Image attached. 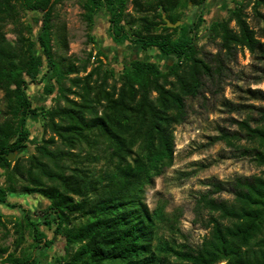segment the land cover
<instances>
[{
	"label": "trees",
	"instance_id": "1",
	"mask_svg": "<svg viewBox=\"0 0 264 264\" xmlns=\"http://www.w3.org/2000/svg\"><path fill=\"white\" fill-rule=\"evenodd\" d=\"M64 1L70 0H0V169L5 179L0 205L14 209L8 197L18 193L48 202L43 219L26 209L23 220L0 214V229L9 234L10 224L16 235L12 252L0 248V259L7 254L2 264H37V250L62 241L55 264H264V110L256 119L249 115L237 122L236 133L223 131L218 138L262 171L227 186L213 184L201 195L196 213L209 215V235L201 245H176L159 237L160 225L174 224L176 216L170 218L165 206L151 212L143 201L147 186L173 165L175 131L186 122L187 100L202 95L206 81L220 84L224 57L247 50L264 60V41L247 21L249 3L237 2L226 18L209 25L219 48L209 61L197 39L210 0H84L91 29L105 11L115 43L174 59L163 70L148 57L133 58L117 74L101 58L88 70L92 52L80 65L73 60L65 65L57 57L54 41L66 42L57 34L54 12ZM249 1L260 14L264 0ZM191 7L200 13L190 24L183 17ZM30 12L41 19L24 20ZM164 17L183 23L168 28ZM45 78L43 94L52 97V104L35 106L30 86ZM34 116L40 118L43 137L33 155L12 163L8 155L31 139ZM222 191H229L232 200L215 197ZM42 225L53 230L51 240ZM26 233L32 243L21 251Z\"/></svg>",
	"mask_w": 264,
	"mask_h": 264
},
{
	"label": "rangeland",
	"instance_id": "2",
	"mask_svg": "<svg viewBox=\"0 0 264 264\" xmlns=\"http://www.w3.org/2000/svg\"><path fill=\"white\" fill-rule=\"evenodd\" d=\"M237 2L245 5L249 3L245 10L247 21L264 41L262 38L264 37V6L259 9L260 14H256L253 10V1L210 0L203 11L205 21L199 29L197 39L201 56L209 61H213L219 48L217 42L209 36L207 28L212 22L226 18L228 10ZM83 3L84 0L64 1L57 5L54 12L57 34L61 33L66 42L64 45L59 40H55L54 50L65 65L70 60L75 61L76 65L83 64L90 52L93 56L88 70L95 64L97 58H101L106 67L114 69L117 74L121 72L123 65L133 58L148 57L163 70H167L174 63L173 58L165 57L157 50L143 51L128 42L122 45L115 43L110 36L111 24L105 11L95 17V24L91 29L84 16ZM132 9L130 4L128 12L132 13ZM199 13V9L191 7L184 12L183 21L191 24ZM41 16L30 12L24 16V20L34 24ZM231 26L233 27L234 23ZM8 37L11 40L16 39L10 30ZM99 50L103 52L101 57L98 56ZM221 67L222 75L219 76L221 80L218 86L206 81L203 94L187 100L186 122L178 126L175 131L176 152L173 165L162 176L155 178L145 191L143 201L151 212L158 206H165V213L170 218L176 216L174 224H161L158 231L159 237L168 240L171 244L197 247L204 238L208 237L209 229L205 227L208 212L204 211L200 217L196 213L195 206L201 195L212 190L213 184L224 183L227 186L237 177H251L262 171L254 165L249 156L246 157L227 147L218 138L223 131L236 133L237 122L249 115L256 119L264 110V60H258L244 50L236 53L231 59L224 57ZM47 81L48 79L45 78L41 83L30 86L29 95L35 106L52 104V97L43 94ZM3 108L0 92V110ZM29 127L32 132L31 139L26 148L14 154L12 163L18 158L25 160L33 155L35 147L43 137L42 124L38 116L31 118ZM49 136L50 134H47L46 138ZM4 182L3 170L0 169V183L4 184ZM215 197L219 200L233 198L229 191H222ZM8 201L16 207L10 209L0 205V214L9 221L23 220L24 209L33 213L34 218L37 213L42 216L41 211H44L48 205L47 200L41 196L19 193L9 195ZM9 228V234L0 229V248L6 247L12 252L16 235L12 225L9 224ZM42 229L48 240H51L53 230H49L45 225H42ZM31 243L32 238L26 233V242L20 250H28ZM62 247L63 241L51 248L37 250V264H55L57 256L63 253ZM6 257L7 254L2 259ZM171 261L175 259L172 258Z\"/></svg>",
	"mask_w": 264,
	"mask_h": 264
},
{
	"label": "water",
	"instance_id": "3",
	"mask_svg": "<svg viewBox=\"0 0 264 264\" xmlns=\"http://www.w3.org/2000/svg\"><path fill=\"white\" fill-rule=\"evenodd\" d=\"M164 20H165L166 26L168 28H177V27H179L182 24L181 22H177L175 24H172L165 17H164ZM8 159H9L10 162H12L14 160V154L13 155H8Z\"/></svg>",
	"mask_w": 264,
	"mask_h": 264
}]
</instances>
